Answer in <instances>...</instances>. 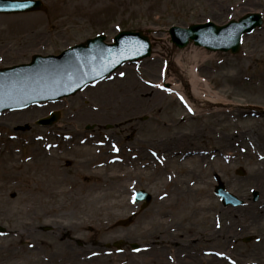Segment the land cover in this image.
<instances>
[{
    "label": "rangeland",
    "instance_id": "374dc122",
    "mask_svg": "<svg viewBox=\"0 0 264 264\" xmlns=\"http://www.w3.org/2000/svg\"><path fill=\"white\" fill-rule=\"evenodd\" d=\"M43 1L46 12L0 16V50L7 48L0 51V69L28 63L35 55H58L99 35L112 43L121 31L129 30L149 31L153 52L149 59L128 64L74 97L0 115V264H146L143 245L151 248L153 240L167 263V255L175 257L179 244L188 242V231H192L194 243L185 250L191 249L194 259L202 264L218 258V252L231 256L228 264H263L264 216L235 217L238 223L222 233L230 236L219 242L215 241L218 233L229 226L223 223L218 229L212 212L195 213L188 208V217L184 219L182 213L167 224L163 214L168 208L163 200L168 188L163 183L168 178L162 174L178 169L162 164L160 156L155 160L147 154H159L161 141L179 135L178 142L182 143L185 136L188 139L184 142L193 145L190 153L196 155L191 158L205 159L192 167L201 177L199 183L194 177L186 179L184 187L191 201L194 194L188 191L206 183L196 195L210 205L213 201L219 209H240L249 204L264 208V185L260 182L264 180V27L245 37L236 55L210 53L195 46L178 49L164 33L172 26L205 22L221 26L247 14L264 18V0ZM193 56L198 57V75L231 104L232 110L203 113L196 118L174 97L166 95L163 106L157 107L155 97L144 93L138 98L141 110L123 122L101 116L83 118L87 112L98 115L102 104L128 103L129 98L120 95L125 94L130 78L139 88L156 93L159 70ZM53 110L61 114L58 124L47 128L36 125ZM197 132L199 135L190 139ZM224 137L231 138L229 144ZM102 144L112 147L113 153ZM82 148L102 151L104 157L99 163L144 171L145 176L138 178L134 189L125 195L127 206L119 213L108 217L106 210L94 211L87 206L93 197L89 194L92 187L88 188L81 177L82 170L70 167L69 162L85 160L77 155ZM232 149H237L239 158L230 164L218 160ZM218 181L244 205L224 206L215 194ZM139 191L152 197L146 208L144 202L134 200ZM211 234L215 240L205 239ZM175 239V247L168 244L164 248L162 242ZM133 245L140 249L133 250ZM151 250L157 253L155 247Z\"/></svg>",
    "mask_w": 264,
    "mask_h": 264
},
{
    "label": "bare ground",
    "instance_id": "6f19581e",
    "mask_svg": "<svg viewBox=\"0 0 264 264\" xmlns=\"http://www.w3.org/2000/svg\"><path fill=\"white\" fill-rule=\"evenodd\" d=\"M33 39V37L29 38L31 42ZM0 51L6 52L7 48H3ZM200 57L204 59L203 54H201ZM197 58L198 57L196 56L189 57L188 59H186V62L182 61L184 58H180L176 63L169 65V67L166 66L165 71L161 73L159 78L160 88H164L166 85L169 87L166 90V93H162L159 91H157L156 93H152V91L150 90L139 88V85L133 79L130 78L128 84L125 86V94L120 95L128 97V103H109L104 105L100 103L102 105H100V112L98 115H95L93 112H87L85 116L83 115V118L93 119L94 117L101 116L107 119L112 118L118 123L123 122L124 120L130 117H134L136 115L135 113L141 110L142 103L141 99L138 98L144 93L147 96L151 95L155 97V102L157 103L156 106L158 105L157 107L163 106V101L166 99V94H175L177 97L181 98V102L185 104L186 107L194 113V116L196 118H200L203 113L218 112L222 110L228 111L231 108L230 103H228L217 93H215L209 83L198 75L197 71L199 63L197 61ZM159 71L161 72V70ZM154 72L155 74H157L156 68H154ZM137 88H139V90H137ZM160 99L162 100L159 103ZM103 102L105 101L103 100ZM164 105H166V103H164ZM130 127H133V125ZM131 131L135 133L136 130L132 129ZM198 135L199 133L197 132L192 135L190 139L195 138ZM178 136L179 135H175L174 137L172 136L165 141H161L159 154H152V152L150 151L149 154H147L155 160H157L158 156H160L162 164L171 167L173 170L178 169L176 173L174 171L167 175L162 174L163 178H168L167 182L163 183L168 188L166 191V197L163 200V203L165 202L163 204L165 205L164 207L168 208V210H166L163 214V220H165L167 224H171L172 220H176L179 214L183 213L181 216H183L184 219L188 217V213L186 212L188 208H192L195 213H199L200 210H204V212H212L211 218L215 220L214 225L218 229L222 228L223 223H227L229 226L225 227L221 233H218L220 234V236L217 240L214 239V235L217 233L205 236V239L210 240L212 238L216 242H219L222 238L230 236L229 233H222H225L224 230L238 223L235 217H240L241 215H249L250 217L264 216V208L261 207L260 204H249L248 206L242 207L240 209H230L223 207L219 209V207H217L213 201L210 205L208 202L199 200L196 194H198L204 189L206 183L204 186H199L193 191H188L189 193L194 194V197L191 201L190 198L187 196V191L184 187L187 182L186 179H188L189 177H194V180H197V182L199 183L201 177L198 176L196 172H194L192 167L196 161H199V159H201L202 162H205V159L201 156L191 158L196 156L190 153V150H194L193 145H189L187 144V142H184L188 139L185 136H183L182 138L184 140L181 141L182 143L178 142ZM224 140L225 143L228 142L229 144L231 138L224 137ZM101 146L105 147V149L110 153H113L112 147L110 149L109 145L102 144ZM180 149H182L183 152L179 151ZM241 151V154H245L243 153V150ZM77 155L78 157L83 158L85 160L80 159L78 162L69 160V162L71 163L70 167L77 166L82 170L83 174L82 176H80L85 180L88 188L91 189L92 187L89 194H92L93 197L92 200L89 201L87 206L92 208L94 211L100 209L103 211L106 210V215H108V217L113 216L116 212L119 213L120 211H122V209L127 206L128 201V198H126L125 195H127L130 190L134 189L136 185V180L138 178H142L145 176L144 171L142 172L140 170H122L118 166H113L111 163H99V161L102 160L104 157V154L100 150L97 151L94 149L92 150L90 148H82L77 153ZM90 157H92V160L89 159ZM220 157L222 158H219L218 160H224L227 164H230L232 160H234L235 158H239L240 156L237 152V149H232L228 150L227 155L223 154ZM229 169L230 167H228L227 170ZM180 172L184 175H181L178 179L177 175H179ZM147 175L148 177H151L149 173ZM260 182L264 185L263 179ZM187 199L192 202L190 207H187L189 205V201ZM186 200L188 203L185 202ZM187 233L191 234L188 236L189 238L187 237L188 242L186 244H179V247L176 249V256L173 257L172 261L164 263V256L160 254L159 258L157 257L156 259L154 257H148V264H189L191 261L194 262V264H200L202 261L199 262L198 259H194L193 261L189 255V252L185 250L186 247L194 243V240H192L193 238H191L192 231H188ZM181 237H183V235ZM152 242L155 245L156 242H154V240ZM162 244L164 245L165 249L167 248L168 244H171L168 246L175 247L176 239L171 240L170 242L164 241L162 242ZM208 251L210 250L208 249L205 252ZM149 253L150 252L143 253L142 255H144L145 258V256ZM218 254L219 257H222L223 259L219 260V257H212V259L209 260L210 264H228V260L232 259L231 256L227 253H225L226 255H223L224 253L218 252ZM192 262L190 264H193ZM262 263L264 264V262ZM233 264L241 263L235 261Z\"/></svg>",
    "mask_w": 264,
    "mask_h": 264
},
{
    "label": "water",
    "instance_id": "95a60500",
    "mask_svg": "<svg viewBox=\"0 0 264 264\" xmlns=\"http://www.w3.org/2000/svg\"><path fill=\"white\" fill-rule=\"evenodd\" d=\"M41 1L0 0V14H21L44 10ZM262 26L261 16L252 14L239 22L218 27L209 23L193 25L188 29L172 28V41L180 48L189 42L205 47L210 51L237 53L241 38ZM104 38L90 40L86 44L71 49L59 58L36 56L32 64L0 71V113L9 109H18L47 101H57L69 97L84 89L94 81H100L111 75L127 62H134L150 56L151 45L141 33L123 32L115 38V44L106 46ZM58 114L42 121L41 125H52ZM224 202H238L217 189ZM150 197L139 195V201Z\"/></svg>",
    "mask_w": 264,
    "mask_h": 264
}]
</instances>
